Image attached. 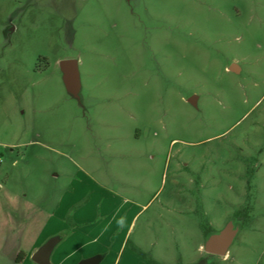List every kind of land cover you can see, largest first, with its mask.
I'll return each mask as SVG.
<instances>
[{"label": "rangeland", "instance_id": "obj_1", "mask_svg": "<svg viewBox=\"0 0 264 264\" xmlns=\"http://www.w3.org/2000/svg\"><path fill=\"white\" fill-rule=\"evenodd\" d=\"M0 159V264L48 216L100 264H264V0H0Z\"/></svg>", "mask_w": 264, "mask_h": 264}, {"label": "water", "instance_id": "obj_2", "mask_svg": "<svg viewBox=\"0 0 264 264\" xmlns=\"http://www.w3.org/2000/svg\"><path fill=\"white\" fill-rule=\"evenodd\" d=\"M61 71L63 75V82L67 92L74 98L80 99L81 80L79 72V63L77 60H64L61 62ZM230 70L236 72L238 67L232 66ZM189 102L196 105V97L190 98ZM236 231L233 230V224L229 223L223 230L216 234L210 235L205 243V251L212 255L226 257L228 250L233 243ZM64 238V234H59L49 238L41 248L32 256V260L36 264H50L51 255ZM99 258H91L81 262L80 264H97Z\"/></svg>", "mask_w": 264, "mask_h": 264}, {"label": "crops", "instance_id": "obj_3", "mask_svg": "<svg viewBox=\"0 0 264 264\" xmlns=\"http://www.w3.org/2000/svg\"><path fill=\"white\" fill-rule=\"evenodd\" d=\"M54 216H48L45 220L43 227L40 230L39 238L37 239L36 247L29 252L26 251L22 246L19 249L12 252L10 258L14 261L15 264H36L32 260V256L38 251L41 246L51 237L64 234L62 232H66V226L60 222L59 226H54L55 218ZM74 235V234H73ZM73 236L64 234V238L59 242V244L54 249L51 258L50 264H80L81 262L91 259V258H99V262L101 263V257L97 256L93 251H86V245L82 243L81 239L77 242L78 246L76 249L68 250L65 248V243L69 241ZM21 239V243H22ZM21 245V244H20ZM0 254H2L0 252ZM20 256V262H17V258Z\"/></svg>", "mask_w": 264, "mask_h": 264}, {"label": "flooded vegetation", "instance_id": "obj_4", "mask_svg": "<svg viewBox=\"0 0 264 264\" xmlns=\"http://www.w3.org/2000/svg\"><path fill=\"white\" fill-rule=\"evenodd\" d=\"M229 223H232L233 224V230L234 231H236V234H235V237H234V240H235V238H236V236H237V234H238V232H239V225L237 224V221H236V219L235 218H233V219H230L229 221H228V223H227V225L229 224ZM226 225V226H227ZM234 240H233V242H234ZM233 244V243H232ZM232 246V245H231ZM230 246V247H231ZM230 249V248H229ZM228 252H229V250H228ZM228 255V254H227Z\"/></svg>", "mask_w": 264, "mask_h": 264}, {"label": "trees", "instance_id": "obj_5", "mask_svg": "<svg viewBox=\"0 0 264 264\" xmlns=\"http://www.w3.org/2000/svg\"><path fill=\"white\" fill-rule=\"evenodd\" d=\"M17 262H20V256L17 258Z\"/></svg>", "mask_w": 264, "mask_h": 264}, {"label": "built area", "instance_id": "obj_6", "mask_svg": "<svg viewBox=\"0 0 264 264\" xmlns=\"http://www.w3.org/2000/svg\"><path fill=\"white\" fill-rule=\"evenodd\" d=\"M0 163H1V159H0Z\"/></svg>", "mask_w": 264, "mask_h": 264}]
</instances>
